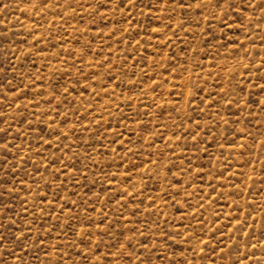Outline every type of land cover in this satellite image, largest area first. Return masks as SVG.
<instances>
[{
	"label": "rangeland",
	"instance_id": "1",
	"mask_svg": "<svg viewBox=\"0 0 264 264\" xmlns=\"http://www.w3.org/2000/svg\"><path fill=\"white\" fill-rule=\"evenodd\" d=\"M0 264H264V0H0Z\"/></svg>",
	"mask_w": 264,
	"mask_h": 264
}]
</instances>
